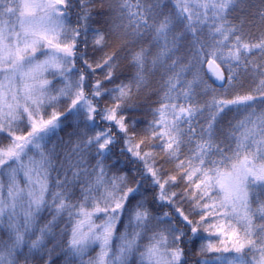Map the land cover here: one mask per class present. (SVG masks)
I'll use <instances>...</instances> for the list:
<instances>
[{"label": "snow or ice", "instance_id": "snow-or-ice-1", "mask_svg": "<svg viewBox=\"0 0 264 264\" xmlns=\"http://www.w3.org/2000/svg\"><path fill=\"white\" fill-rule=\"evenodd\" d=\"M200 233L196 264H264V0H0V264Z\"/></svg>", "mask_w": 264, "mask_h": 264}, {"label": "trees", "instance_id": "trees-1", "mask_svg": "<svg viewBox=\"0 0 264 264\" xmlns=\"http://www.w3.org/2000/svg\"><path fill=\"white\" fill-rule=\"evenodd\" d=\"M111 86V85H110ZM155 81H153V87H155ZM247 86V83H245ZM158 99L157 95H146L141 93V95L136 100V104L138 106V110L136 111L138 115L136 116L138 120H140L144 124L143 127L147 126V122L152 119L151 109L155 107V101ZM213 239H215L213 237Z\"/></svg>", "mask_w": 264, "mask_h": 264}, {"label": "rangeland", "instance_id": "rangeland-1", "mask_svg": "<svg viewBox=\"0 0 264 264\" xmlns=\"http://www.w3.org/2000/svg\"><path fill=\"white\" fill-rule=\"evenodd\" d=\"M97 55H99V54H97ZM137 115H138V113L135 112L134 116L136 117ZM143 126H144V124L140 125L141 128H143ZM166 167H170V166H166ZM198 235H199V237H204V238H197L195 243H190L188 245V248L190 249V251L188 253V264H196L197 260L200 259V257L197 255V251H198L201 244L207 242V239H206L207 234L206 233H200ZM146 242L147 241H144V243H146ZM96 251H98V248L96 249ZM92 254L94 255L95 253L93 252Z\"/></svg>", "mask_w": 264, "mask_h": 264}]
</instances>
